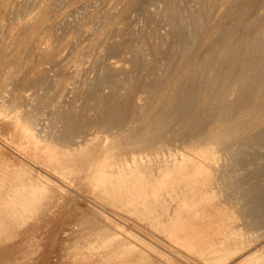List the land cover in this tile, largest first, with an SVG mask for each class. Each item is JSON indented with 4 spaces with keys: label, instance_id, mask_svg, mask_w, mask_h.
<instances>
[{
    "label": "bare ground",
    "instance_id": "bare-ground-1",
    "mask_svg": "<svg viewBox=\"0 0 264 264\" xmlns=\"http://www.w3.org/2000/svg\"><path fill=\"white\" fill-rule=\"evenodd\" d=\"M0 137L8 212L81 180L105 264H264V0H0Z\"/></svg>",
    "mask_w": 264,
    "mask_h": 264
},
{
    "label": "rangeland",
    "instance_id": "rangeland-1",
    "mask_svg": "<svg viewBox=\"0 0 264 264\" xmlns=\"http://www.w3.org/2000/svg\"><path fill=\"white\" fill-rule=\"evenodd\" d=\"M14 148L15 147H13L11 145L9 146V144H6L2 140V138L0 139V153H2L4 158L7 157L5 159H8L6 162H5V159H3L4 160L3 164L6 163L3 167H2V165H0L1 166L0 171H2V172H0V176H1V174H3L0 178L5 176L2 178V180H0V183L3 182V183H1V184H3L2 189L3 188L6 190L8 189V191H11L10 189H11V186L13 185L12 183H15L13 185V187L15 185H19V184H20L21 189H22V187H23V189H26L28 187V185L26 187V184H28V182H27L28 180L25 177L20 178V176L22 177L23 173L28 169V167H29V169H28L29 171H32L35 173H37L39 171L41 174L45 173V171H43V169H41L39 165H37V166L33 165L27 159L26 156L22 155V153L15 150L16 148L15 149ZM10 157H11V159L13 158L12 159L13 161L10 160ZM25 173H27V171ZM16 176L18 178H20L19 182H18L19 184L16 183L18 180V178ZM23 176H26V174ZM7 177H8V179H7ZM14 177L16 179H14V181H13V179H11V178H14ZM24 178L26 179L25 181H23ZM15 180H16V182H15ZM78 180L79 179H77V180L74 179L71 182L70 186L72 189L68 188L67 192L65 191L67 189V187H65L66 189L63 191L62 189H64L63 188L64 186L62 185L63 187L61 188V191L59 192L60 194L57 191L56 192L58 194L55 193L54 191L49 193L51 198H49V196H48V199L54 200L53 196L55 195L56 196V198H55L56 202H55V200L51 202L47 198L45 199L46 201L43 200L45 203L43 202L42 203L43 206L41 205L40 207L41 208L45 207V208L41 209L39 206H38L39 209L37 208L39 211H41V213L38 210L36 212L34 211L31 213L28 211L29 214L27 212L25 214L26 216H23V218L22 217L20 218L21 215H19V212H17V215H16V213H13L12 211L8 212V210L6 209V206H7V208L9 206H10V208H13L15 204L10 205L6 201H3L2 198H0V200H2V202H4V204L7 203L5 206L0 201L2 203V204L0 203V206H1L0 215H2V217L0 216V218L5 220L8 217L7 220L4 221L5 224L3 227H2L3 224L1 225V223H3L2 219H0V221H1L0 222V235L3 236V235H5V233H6V237L7 236L10 237V235H13L12 237H10L11 239L8 238L6 240L7 242L5 240H2V237L0 236V238H1V241H0V264H80L81 262H82L81 264H97V263L99 264V262H100V264H105L108 261V259L112 258L110 256H112L114 254V252L119 257L122 255L124 256L125 254L127 255L126 252L133 254L132 250L134 249V246L132 247V244L130 245L129 242H127L128 243L127 244V243H124L123 240L120 241V239H119V238H122V236H123V238L124 237L128 238L129 229L126 228L122 223L119 226L114 225L110 229L105 227L107 224V221H104L106 217L104 218V216H103V213H102L103 208L99 209L101 206L99 207L98 206L99 204H97L95 201H93L92 196L89 195L90 193L85 190L83 185H81L78 188V186L81 183L83 184V182L81 180H79V181ZM20 181H23V182H20ZM8 182L12 185L9 186ZM77 182L79 184H77ZM22 184H23V186H22ZM76 185H78V186H76ZM16 187H19V186H15L14 188H12V190L13 189H16V190L20 189V187L18 189ZM71 190H72V192H70ZM62 191L65 194L62 193ZM77 191H78V193H77ZM66 194H67V196H66ZM57 195H60V200H59V197ZM63 197H64V199H63ZM89 197H90V199H89ZM47 200H48V202H47ZM90 200H92L94 203L91 202ZM3 205H4V207H3ZM46 207H48V208L46 209ZM49 208H50V210H49ZM67 209H69V210H67ZM57 210H60V211H57ZM64 210H65V212H64ZM100 210H102V211H100ZM42 211H43L44 215H43ZM45 211H46V213H45ZM98 211H100V213H102V215ZM33 214L35 217L33 216ZM58 215H60V216H58ZM10 218H13V219H10ZM109 218H111V217L109 216ZM15 219H17V220H15ZM23 219H24V222L22 223ZM12 221H13V223H12ZM115 221H117V219ZM8 223L10 225L11 224L12 225L10 226V225H8ZM24 224H25V226H24ZM20 226H22L23 229ZM28 226H30V227H28ZM5 229H6V231L8 230V232L12 231L11 232L12 234L8 235L7 234L8 232H5ZM18 231H20V232H18ZM2 232H3V234H2ZM68 232H70V233H68ZM15 234H16V236H15ZM3 237H4L3 239L6 238L5 236H3ZM13 238H15L16 240L15 239L13 240ZM13 241H14V243H13ZM57 241H59V242H57ZM87 241H89V242L91 241L92 243L90 242V243H88L89 245H86L85 242L87 243ZM2 242H3V244H2ZM54 242H57V244ZM116 242H118V245ZM82 243L85 245H83ZM114 243H115V245H114ZM78 244H79V246H77ZM90 244H93L94 246L90 245ZM125 244H127V245L125 246ZM119 245L121 247H119ZM90 246H92V247H90ZM116 246H117V248H116ZM104 248L107 250V253H106V250ZM126 248L127 249L129 248V249L127 250ZM182 249L187 250L185 247H183ZM103 250L105 251V253ZM101 251H103V253L105 255L102 254ZM122 251H123V254H122ZM133 252H134V250H133ZM83 253H85V254L83 255ZM94 253H96L97 255L95 256ZM116 254H114L113 257L117 256ZM119 254H121V255H119ZM102 256H104V257L102 258ZM108 256H109V258H108ZM105 257H107L108 259ZM105 260H107V261H105ZM18 261L21 263H19ZM145 263H148V261H145ZM159 264H162V262L161 263L159 262ZM248 264H250V263H248Z\"/></svg>",
    "mask_w": 264,
    "mask_h": 264
}]
</instances>
